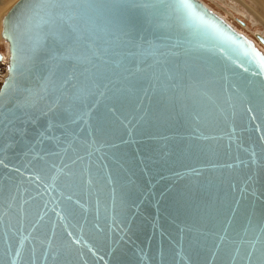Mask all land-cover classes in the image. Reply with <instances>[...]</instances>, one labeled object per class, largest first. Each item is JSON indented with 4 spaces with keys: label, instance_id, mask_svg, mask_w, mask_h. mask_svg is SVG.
<instances>
[{
    "label": "water",
    "instance_id": "water-1",
    "mask_svg": "<svg viewBox=\"0 0 264 264\" xmlns=\"http://www.w3.org/2000/svg\"><path fill=\"white\" fill-rule=\"evenodd\" d=\"M194 2L219 32L143 23L131 37L138 47L127 59L113 57L111 91L91 94L79 73L50 78L43 54L18 65L5 90L13 76L5 31L23 59L33 0L3 19L0 250L19 249L18 264H248L253 244L264 250V73L255 75L259 68L243 57L264 53ZM168 43L175 55L167 67L183 76L182 102L145 76L156 63L146 50Z\"/></svg>",
    "mask_w": 264,
    "mask_h": 264
},
{
    "label": "snow or ice",
    "instance_id": "snow-or-ice-1",
    "mask_svg": "<svg viewBox=\"0 0 264 264\" xmlns=\"http://www.w3.org/2000/svg\"><path fill=\"white\" fill-rule=\"evenodd\" d=\"M33 2L35 7L32 8L31 15L27 19L25 33L30 47L23 59L17 56L16 37L7 28L5 31V38L13 44V64L9 69L13 76L9 77L5 90L13 86L18 65L30 63L37 54H43L47 57L44 64L48 67L50 78L56 77L60 82L70 79L69 73L71 76L79 73L84 76L90 94L99 89L111 91L109 85L113 83L112 76L115 74L110 67L113 57L123 56L127 59L126 52L138 47L131 37L143 23L156 28L173 27L178 24L202 34L220 31L214 18L206 14L194 0H33ZM173 47L175 45L168 43L150 46L146 50L153 55L156 63L155 66H149L151 72H145V76L155 80L162 93L170 94L169 101L176 103L182 102L183 76L174 67H167L171 63L170 57L175 53L166 49ZM243 57L249 64L259 68L255 75L264 73V58L258 59L257 53L248 50L244 51ZM71 61L75 63H69ZM81 65L90 67L80 71ZM120 66L123 67L122 64ZM244 71H248V68H244ZM3 94L4 91H0V97ZM259 102L264 104V95L259 97ZM248 111L251 112L252 109L249 108ZM193 115L196 119L201 118L199 111H194ZM6 119L7 117L0 110V127H6ZM8 123L11 124V121ZM256 156V152L252 151L249 162L255 164ZM83 159L84 157L77 155V160L83 161ZM0 165L8 167L3 160H0ZM65 175L69 177L68 186H71L75 174L70 170ZM36 178L40 179L39 176ZM68 199L71 200V197L69 196ZM8 207L11 208V205ZM3 226L4 222L0 218V227ZM9 251L0 250V264H18L22 256L21 251L16 249L11 255ZM246 257L248 264H264V250L257 249L254 244L251 250L246 252ZM232 259L235 262L236 257L233 256Z\"/></svg>",
    "mask_w": 264,
    "mask_h": 264
},
{
    "label": "rangeland",
    "instance_id": "rangeland-1",
    "mask_svg": "<svg viewBox=\"0 0 264 264\" xmlns=\"http://www.w3.org/2000/svg\"><path fill=\"white\" fill-rule=\"evenodd\" d=\"M11 3V0H0V86L7 75L8 68V54L9 48L3 41L2 35V19L7 15L9 10L18 2ZM210 9L218 13L230 25L236 28L242 34H245L250 39L254 40L257 47L264 51V45L257 40V36H264V22L247 6L243 5L239 0H201ZM248 4L256 8V10L264 14L261 6L254 0H245ZM254 5H253V4ZM258 6V7H257ZM253 12V13H252ZM241 22L245 23L243 26ZM258 42V43H257Z\"/></svg>",
    "mask_w": 264,
    "mask_h": 264
},
{
    "label": "bare ground",
    "instance_id": "bare-ground-1",
    "mask_svg": "<svg viewBox=\"0 0 264 264\" xmlns=\"http://www.w3.org/2000/svg\"><path fill=\"white\" fill-rule=\"evenodd\" d=\"M8 1V0H7ZM16 0H11V3H13V2H15ZM21 0H19L12 8H11V10L20 2ZM255 2H256V4L258 3L260 6H261V8L263 9V11H264V0H254ZM239 2H241L243 5H245V6H247V8H249V10L251 9L254 13H255V15L257 16V17H259L260 18V20H262L263 22H264V14H262V13H260V12H258L257 10H256V8H254L253 6H251L250 4H248L245 0H239ZM253 4V3H252ZM254 5V4H253ZM258 7V6H257ZM11 10H9V12L11 11ZM9 12L7 13V15L9 14ZM252 12V13H253ZM6 15V16H7ZM5 16V17H6ZM4 17V18H5ZM3 18V19H4ZM3 19H2V21H3ZM241 24L243 25V26H246V24L245 23H243V22H241ZM232 26V25H231ZM1 28H2V26H1ZM236 29V28H235ZM237 30V29H236ZM238 31V30H237ZM2 32V31H1ZM246 36V35H245ZM1 37H2V35H1ZM258 38H260V35H258L257 36ZM263 39H264V36H261ZM249 38V37H248ZM2 39H3V37H2ZM3 41H5L4 39H3ZM5 44H6V46H8V43L5 41L4 42ZM261 43V42H260ZM262 45H264V43H261ZM8 48H9V46H8ZM9 50V49H8ZM263 53H264V51H262ZM7 70H8V68H7ZM8 73V72H7ZM6 77H7V75H6ZM5 77V78H6ZM4 78V79H5Z\"/></svg>",
    "mask_w": 264,
    "mask_h": 264
},
{
    "label": "flooded vegetation",
    "instance_id": "flooded-vegetation-1",
    "mask_svg": "<svg viewBox=\"0 0 264 264\" xmlns=\"http://www.w3.org/2000/svg\"><path fill=\"white\" fill-rule=\"evenodd\" d=\"M257 41H258V40H257ZM258 42H259V41H258ZM258 42H257V43H258Z\"/></svg>",
    "mask_w": 264,
    "mask_h": 264
}]
</instances>
